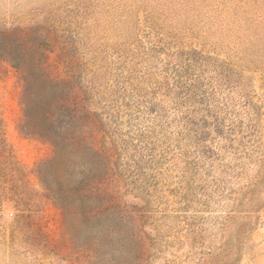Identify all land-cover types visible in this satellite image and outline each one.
<instances>
[{"label": "rangeland", "instance_id": "obj_1", "mask_svg": "<svg viewBox=\"0 0 264 264\" xmlns=\"http://www.w3.org/2000/svg\"><path fill=\"white\" fill-rule=\"evenodd\" d=\"M1 32L34 52L0 47V264H264V0H0ZM41 63L108 171L38 176Z\"/></svg>", "mask_w": 264, "mask_h": 264}, {"label": "trees", "instance_id": "obj_2", "mask_svg": "<svg viewBox=\"0 0 264 264\" xmlns=\"http://www.w3.org/2000/svg\"><path fill=\"white\" fill-rule=\"evenodd\" d=\"M15 35L16 34L0 33L1 51L7 56L12 55V57H17L18 59L21 57L24 60V58L31 56L34 50L31 49L32 47L27 41H19V44L23 45L24 48L14 50L11 46V38H14ZM15 53H17L19 57ZM39 55L43 57L44 61V54L39 53ZM33 69H41L43 73L41 76L37 77V80L24 79L25 90L21 99L23 120L20 125V130L25 135L44 139L53 148L52 158L42 163L38 169V176L40 179L45 183L48 173L53 168H55L57 173H63L65 168L72 166V163H74L76 159L83 160L88 166L90 165L91 169H89V171L93 173V176L100 172V168L104 163L105 169L108 171L109 159L106 156L104 157L102 147L97 145L95 138L84 137L82 128L78 129L74 125L78 120V116L72 108L70 109L68 95L64 92L63 86L65 84L48 80V77L44 73L42 63L39 67L34 64H30L29 66L24 64V66H22V72L24 74L31 72ZM1 156H7V159H5L7 165L11 170H16L14 162L10 159V154L5 153V146L2 139H0V157ZM64 160H68L67 165L63 163ZM47 190L49 192L51 191L49 189ZM82 190L83 186L81 185L63 188V190L59 187V193L73 197H79L82 194ZM62 201H64L61 203L62 208H67L68 202H65L67 200ZM72 201L75 200H70V203H72Z\"/></svg>", "mask_w": 264, "mask_h": 264}]
</instances>
